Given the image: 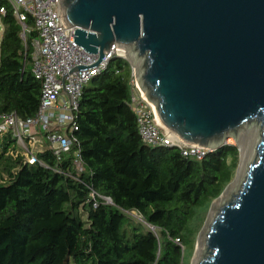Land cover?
<instances>
[{
  "label": "trees",
  "instance_id": "16d2710c",
  "mask_svg": "<svg viewBox=\"0 0 264 264\" xmlns=\"http://www.w3.org/2000/svg\"><path fill=\"white\" fill-rule=\"evenodd\" d=\"M0 4V116L24 120L40 99L28 64L36 31L28 15L24 42L12 8ZM130 77L129 63L113 58L83 88L75 142L59 157L45 149L28 164L10 133L0 134V264H183L184 246L193 247L208 207L235 173L238 148L226 144L195 160L144 144L127 104ZM25 145L29 151L28 139ZM91 189L111 204L97 197L93 206Z\"/></svg>",
  "mask_w": 264,
  "mask_h": 264
},
{
  "label": "water",
  "instance_id": "95a60500",
  "mask_svg": "<svg viewBox=\"0 0 264 264\" xmlns=\"http://www.w3.org/2000/svg\"><path fill=\"white\" fill-rule=\"evenodd\" d=\"M59 15L94 66L115 46L169 139L235 142L190 264H264V0H60Z\"/></svg>",
  "mask_w": 264,
  "mask_h": 264
},
{
  "label": "built area",
  "instance_id": "2783aa9c",
  "mask_svg": "<svg viewBox=\"0 0 264 264\" xmlns=\"http://www.w3.org/2000/svg\"><path fill=\"white\" fill-rule=\"evenodd\" d=\"M4 1L12 8L21 26L19 35L24 42L26 18L29 15L33 19L36 37L31 41L32 53L28 64L32 75L40 83V99L33 117L23 120L15 113L1 115L0 134L9 132L16 144L24 147L22 149L28 153L27 163L34 164L38 162L37 153L45 149H51L57 157L70 151L75 142L72 131L75 129V113L83 88L103 73L113 58L123 57L115 56V46L112 45L100 63L94 66L97 54H88L73 42L74 27L64 29L59 15L60 0ZM5 12V5L0 4V16ZM78 67L81 69L74 70ZM134 72L131 67L127 104L134 114L137 131L144 144L177 148L182 156L195 160H201L215 151L169 139L172 134L159 124L152 104L138 87ZM26 139L29 151L25 145ZM35 143L40 146L37 150L31 148ZM73 155L75 171L79 173L83 170L79 151L75 150ZM67 175L74 177L72 174ZM90 197L93 206H96L97 197L111 204L108 197L99 196L92 189ZM175 243L180 245L178 239Z\"/></svg>",
  "mask_w": 264,
  "mask_h": 264
},
{
  "label": "rangeland",
  "instance_id": "374dc122",
  "mask_svg": "<svg viewBox=\"0 0 264 264\" xmlns=\"http://www.w3.org/2000/svg\"><path fill=\"white\" fill-rule=\"evenodd\" d=\"M2 28H3V26H2V24L0 22V39H1V36H2V31H3ZM123 60L126 61V59H123ZM227 143L236 146V144H235V142L233 141L232 138L227 139ZM39 147L40 146L37 143L31 145V148H33V150H37ZM20 148H24V147L20 146ZM236 170H237V168H236ZM236 170H235V173H234L231 181L227 184V186H229L232 183V181H233V179L235 177V174H236ZM226 187H225V189H226ZM213 201H215V200H213ZM210 206H211V204H210ZM210 206L208 207V210H207V213H206V217H207L208 211L210 209ZM132 217L140 220V217L136 213H132ZM205 220H206V218H205ZM205 220H204V222H205ZM204 222H203V225H204ZM195 243H196V241L194 242L193 247H192V242L188 243V244H186L184 246V248H183V264H190V261L192 259V256H193V253H194V249H195Z\"/></svg>",
  "mask_w": 264,
  "mask_h": 264
}]
</instances>
